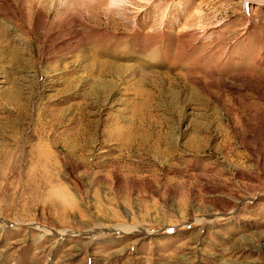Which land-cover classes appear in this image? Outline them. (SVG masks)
<instances>
[{"label":"rangeland","instance_id":"obj_1","mask_svg":"<svg viewBox=\"0 0 264 264\" xmlns=\"http://www.w3.org/2000/svg\"><path fill=\"white\" fill-rule=\"evenodd\" d=\"M0 264H264V0H0Z\"/></svg>","mask_w":264,"mask_h":264}]
</instances>
